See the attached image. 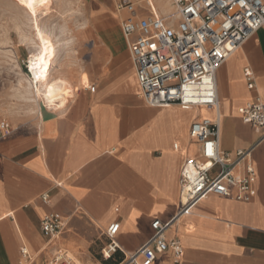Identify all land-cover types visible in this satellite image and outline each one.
<instances>
[{
    "label": "crops",
    "instance_id": "crops-1",
    "mask_svg": "<svg viewBox=\"0 0 264 264\" xmlns=\"http://www.w3.org/2000/svg\"><path fill=\"white\" fill-rule=\"evenodd\" d=\"M105 9L89 16L97 29L86 33L84 63L66 75L71 88L64 105L43 108L34 122L12 123L0 140V264H20L22 245L33 264H48L56 249L72 252L79 264H108L111 239L131 253L151 236L152 220H168L179 208L181 167L197 154L190 124L214 119L215 110L146 104L120 28L127 12ZM216 86L220 149L250 151L255 196L209 195L165 236L179 238V264H264V129L238 112L264 97V27L220 66ZM51 211L63 228L48 239L40 221ZM111 223L119 226L110 239ZM170 258L167 252L160 260Z\"/></svg>",
    "mask_w": 264,
    "mask_h": 264
},
{
    "label": "built area",
    "instance_id": "built-area-1",
    "mask_svg": "<svg viewBox=\"0 0 264 264\" xmlns=\"http://www.w3.org/2000/svg\"><path fill=\"white\" fill-rule=\"evenodd\" d=\"M153 2L116 3L117 11L127 12L120 28L143 100L151 106L213 108L216 117H199L190 124L189 137L197 146V154L187 158L181 167L177 212L168 220H152L151 236L135 251L123 253L121 264H179L183 247L177 236L166 238L169 227L191 214L209 195L250 201L256 193V172L250 151L240 149L230 153L220 149L216 72L235 50L264 27V0H169L170 14L156 13ZM243 75L247 87L253 89L252 70L244 68ZM238 112L243 122L264 129V97L256 96ZM10 131V122L0 119V140ZM48 197L41 195L45 203ZM40 226L44 236L56 238L63 220L51 211L41 218ZM118 226V223L108 226L106 234L110 239ZM116 250L119 246L111 239L104 255L109 257ZM167 252L170 261H161V255ZM20 264H33L26 245L20 247ZM48 264L79 263L69 251L56 249Z\"/></svg>",
    "mask_w": 264,
    "mask_h": 264
},
{
    "label": "rangeland",
    "instance_id": "rangeland-1",
    "mask_svg": "<svg viewBox=\"0 0 264 264\" xmlns=\"http://www.w3.org/2000/svg\"><path fill=\"white\" fill-rule=\"evenodd\" d=\"M117 1L49 0L48 4L39 10L38 24L41 28L46 29L53 20L58 24L66 23L71 33L70 38H74L71 47H65L60 44L55 34L43 32L55 46L49 79H56L64 84L67 90L65 98L69 94L68 89L71 88V82L67 80L66 75L78 71L79 66L84 63V54L87 52L86 33L97 29L89 16L96 8L102 6L106 8L104 13L118 12ZM154 2L153 9L156 13L166 14L168 11L171 13L169 0ZM66 12L72 13L71 19L65 15ZM124 13L120 11L119 14ZM84 22L87 23V27H77ZM33 24L32 16L16 0H0V119L5 118L10 124L34 122L43 108L51 107L36 93L29 79L28 56L38 45Z\"/></svg>",
    "mask_w": 264,
    "mask_h": 264
},
{
    "label": "bare ground",
    "instance_id": "bare-ground-1",
    "mask_svg": "<svg viewBox=\"0 0 264 264\" xmlns=\"http://www.w3.org/2000/svg\"><path fill=\"white\" fill-rule=\"evenodd\" d=\"M16 1L19 5H22L25 8V10L32 16V20L34 23L33 25L35 29V35H36L35 38H37L38 40L37 47L33 51H31L30 55L28 56L29 57L28 58V72H29V79L31 81V84L34 86L36 93L42 96V98L44 99V101L47 103L48 106H63L66 100L65 96L67 94V90L64 84L59 80L49 79V76H50L49 68L55 57V46H54V43L45 36L44 34L45 32L43 33L41 30H40V33L44 35L45 39L51 42V49L49 53L45 55V63L47 65V71L44 72L43 66L39 68L34 66L36 57L39 56L42 52V45L40 44L39 36L36 32L37 26L39 27V29H41V27L38 24V12L39 10H41V8L45 7L46 4H48L49 0L46 4L37 3L34 5L36 15H33L32 9L27 7L25 4H22L20 0H16ZM123 11L125 12V10ZM166 14H170V11H168ZM37 76H40V79H36ZM49 90H51V94H49ZM69 253L76 259V261L80 262L72 254V252L69 251Z\"/></svg>",
    "mask_w": 264,
    "mask_h": 264
},
{
    "label": "snow or ice",
    "instance_id": "snow-or-ice-1",
    "mask_svg": "<svg viewBox=\"0 0 264 264\" xmlns=\"http://www.w3.org/2000/svg\"><path fill=\"white\" fill-rule=\"evenodd\" d=\"M20 2L22 4H25L30 9H32V14L36 15L34 5L37 3L46 4L48 2V0H20ZM36 32L39 36L40 44L42 45V52L39 56L36 57V61H35L34 66L38 67V68L43 66V70H44V72H46L47 71V65L45 63V55L48 54L50 49H51V42L49 40L45 39L44 35L40 33V29L38 26L36 28ZM153 48H155V45H153ZM36 79H40V76H37ZM49 94H51V90H49Z\"/></svg>",
    "mask_w": 264,
    "mask_h": 264
},
{
    "label": "clouds",
    "instance_id": "clouds-1",
    "mask_svg": "<svg viewBox=\"0 0 264 264\" xmlns=\"http://www.w3.org/2000/svg\"><path fill=\"white\" fill-rule=\"evenodd\" d=\"M65 15L71 19L72 13L66 12ZM77 27H87V23L84 22L82 24L77 25ZM42 32H47L49 34H55L59 38L60 44H63L65 47H71L74 43V38L71 37V33L69 31V27L66 23L58 24L55 20L50 21L47 25V28H41ZM67 37L66 39H61V37Z\"/></svg>",
    "mask_w": 264,
    "mask_h": 264
},
{
    "label": "trees",
    "instance_id": "trees-1",
    "mask_svg": "<svg viewBox=\"0 0 264 264\" xmlns=\"http://www.w3.org/2000/svg\"><path fill=\"white\" fill-rule=\"evenodd\" d=\"M123 259V253L119 250L112 252L107 260L108 264H118Z\"/></svg>",
    "mask_w": 264,
    "mask_h": 264
}]
</instances>
